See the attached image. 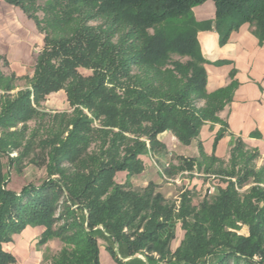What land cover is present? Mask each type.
I'll return each mask as SVG.
<instances>
[{
	"label": "trees",
	"instance_id": "16d2710c",
	"mask_svg": "<svg viewBox=\"0 0 264 264\" xmlns=\"http://www.w3.org/2000/svg\"><path fill=\"white\" fill-rule=\"evenodd\" d=\"M4 1L22 9L44 37L25 87L9 93L15 78L0 72V157L10 164V150L21 148L23 156L36 142L33 161L45 166L47 176L15 191L0 168V264L15 261L2 244L27 225L45 227L39 244L54 237L63 243L52 264H99V226L129 255L142 251L159 261L206 264L217 254L213 264H264V165L254 166L256 154L240 140L227 166L204 156L200 144V159H181L177 169L195 165L223 179L198 205L189 190L176 204L151 185L137 189L114 181L117 171L131 176L142 170L139 156L162 147L157 134L169 130L187 145L203 123L219 121L232 88L205 89L206 60L196 38L202 25L191 13L205 0ZM212 1L214 22L203 26L213 27L220 44L243 23L264 39V0ZM80 68L91 73L82 75ZM60 89L71 111L48 115L44 135L26 137L25 124L42 115L41 101ZM17 124L22 128L10 130ZM220 136L222 131L214 142ZM58 204L62 211L55 216ZM173 220L184 233L171 251L174 232L167 228ZM108 250L115 264H128Z\"/></svg>",
	"mask_w": 264,
	"mask_h": 264
},
{
	"label": "crops",
	"instance_id": "0c3cea01",
	"mask_svg": "<svg viewBox=\"0 0 264 264\" xmlns=\"http://www.w3.org/2000/svg\"><path fill=\"white\" fill-rule=\"evenodd\" d=\"M191 13L196 22L202 25L196 32V38L206 60V92L231 86L230 99L217 113L219 121L203 123L196 139L187 145L181 144L169 130L157 134L156 139L162 147L139 156L142 170L131 176L126 171H117L114 181L118 184L127 181L132 188L137 189L151 185L155 192L165 199L174 200L176 204L180 194L189 190L191 203L194 205L193 194H200L210 182L216 185L212 178L217 175L205 173L195 165L191 169H177L182 163L181 159H200L202 153L208 158L215 157L223 166H227L231 147L236 140H240L245 150L256 154L254 166L259 168L264 165V39L260 41L252 32L250 24L243 23L220 44L218 33L213 27L203 26L214 22V2L205 0L195 4L191 7ZM39 32L35 22L22 9L0 0V64L3 61L10 69L5 73L0 68V72L15 78L13 89L17 88L14 84L17 79L27 80L33 74L35 63L32 74L27 73L25 63L29 60L31 49L39 42ZM220 131L222 136L214 142ZM248 186L249 184L244 185L243 188ZM82 214V220H85V212ZM44 229L40 225H27L12 234L10 241L2 244L3 249L15 259L11 264H41L43 250L49 244L57 242L54 239L39 244L38 240ZM245 229L246 234L247 227ZM167 230L174 232L169 245L170 250L174 251L183 238L181 222L173 220ZM95 235L99 264H115L108 248H112L116 256L128 264H182L174 259L159 261L155 256L151 258L143 252L129 255L126 246L115 242L105 229L96 230Z\"/></svg>",
	"mask_w": 264,
	"mask_h": 264
},
{
	"label": "rangeland",
	"instance_id": "374dc122",
	"mask_svg": "<svg viewBox=\"0 0 264 264\" xmlns=\"http://www.w3.org/2000/svg\"><path fill=\"white\" fill-rule=\"evenodd\" d=\"M43 3H44L43 0H38L39 5H42ZM35 15L40 20H42L44 17L43 11L41 9L36 10ZM98 23H100L99 20H91L89 22V24H91V25H96ZM39 33H40L39 34V42L37 45L34 46V48L31 49L30 55H29V60L27 61V63H25L26 71L28 74H32V68H33V65L35 63V59L43 47L44 33H42V32H39ZM37 50H38V52H37ZM0 68L5 73H8L10 70L9 66L6 63H4L3 61L0 64ZM133 71H136V70L133 69ZM79 72L82 75H88L89 73H91L90 70L82 69V68L79 69ZM14 84H16L17 88L11 90L9 92L11 94H14L20 88L25 87L27 84V80L24 78H20V79H17ZM1 93H2V91L0 90V94ZM197 105L201 106L202 101L198 102ZM38 109H39V111L42 112V115H41V117H39L40 119H38L37 122L34 120H30L25 124L27 126V129L25 132L26 137L32 131H37V135H38L37 139L39 138L40 135H44V133H45L44 129L45 128L44 127L42 128V126L45 125V123L48 119V115L53 114L55 112H61V111L70 112L71 111V107L69 106V104L66 100V95H65V92L63 89L61 91L55 93V94H48L45 97V99L43 101H41ZM20 128H22V125L17 124L14 128H11L10 130L20 129ZM36 144L37 143L35 142L32 145V148L29 151L25 152L23 156H20V154H19L21 151V148H19L17 150H14V149L10 150L9 157L11 159H13V162H11L10 164H9V161H8V158L6 155H2L0 157V168L2 169L3 172L7 173V175H8L7 187L9 189L19 191L20 188L27 183L39 184L43 179L46 178L47 174H46L45 166L43 164H41L40 162L36 163L33 161V159H35L36 153L40 149ZM91 147H93V144ZM212 181H214L217 184H222V185L224 184L223 179L220 178L219 176H214V178H212ZM246 188H243V189H246ZM204 189L205 188H203L201 190L200 194L199 193L193 194L194 205H198V203L205 196ZM59 205L60 204H58V208L55 210V216H57L60 213V211H62V208ZM82 215H83L82 211L79 212V218L81 220H82ZM61 223L62 222H57V223L53 224L52 227L55 228L58 225H61ZM99 227H98V229L101 228V227L100 228ZM245 228H242L240 230V232L245 233V230H246ZM98 229H96V230H98ZM54 239L57 242H53L52 244H49V246H46V249L43 250V256H42L41 264H52L53 257L62 248L63 243L60 241L59 238L54 237V238H51L49 240H54ZM56 247H59V249L56 250ZM143 253L145 255H147L146 252H143ZM154 256L156 257V255H154ZM217 259H218L217 254L214 256H211L210 258L207 259L206 264H213V263H215V261Z\"/></svg>",
	"mask_w": 264,
	"mask_h": 264
},
{
	"label": "built area",
	"instance_id": "2783aa9c",
	"mask_svg": "<svg viewBox=\"0 0 264 264\" xmlns=\"http://www.w3.org/2000/svg\"><path fill=\"white\" fill-rule=\"evenodd\" d=\"M214 192H215V184L213 183L207 184L204 189L205 195H212L214 194Z\"/></svg>",
	"mask_w": 264,
	"mask_h": 264
}]
</instances>
